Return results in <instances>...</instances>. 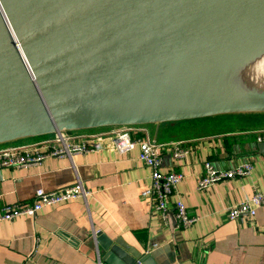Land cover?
I'll return each instance as SVG.
<instances>
[{
	"label": "water",
	"instance_id": "1",
	"mask_svg": "<svg viewBox=\"0 0 264 264\" xmlns=\"http://www.w3.org/2000/svg\"><path fill=\"white\" fill-rule=\"evenodd\" d=\"M263 49L264 0H0V144L264 112V92L209 88ZM96 242L102 264H155Z\"/></svg>",
	"mask_w": 264,
	"mask_h": 264
},
{
	"label": "crops",
	"instance_id": "2",
	"mask_svg": "<svg viewBox=\"0 0 264 264\" xmlns=\"http://www.w3.org/2000/svg\"><path fill=\"white\" fill-rule=\"evenodd\" d=\"M252 113L261 112H244L248 116L228 128L193 132L181 120L139 124L131 133L159 144L161 173L182 175L172 199L181 200L197 219L188 228L176 224L172 209L162 216L141 196L150 186V170L137 145L47 157L39 164L1 170L0 210L33 203L38 189L54 192L80 182L89 194L44 207L34 218L0 220V264H102L98 233L135 254H150L155 264H264V206L255 208L252 219L227 218L230 207L264 192V154L258 149L264 115ZM176 146L186 151L180 157L173 155ZM248 159L253 170L247 176L198 190L206 161L227 171Z\"/></svg>",
	"mask_w": 264,
	"mask_h": 264
},
{
	"label": "built area",
	"instance_id": "3",
	"mask_svg": "<svg viewBox=\"0 0 264 264\" xmlns=\"http://www.w3.org/2000/svg\"><path fill=\"white\" fill-rule=\"evenodd\" d=\"M139 125V124H136ZM136 125H114L109 130H59L46 136H35L36 140L23 144H0V171L9 168H21L41 163L47 157H62L74 153H86L114 149L119 151L137 145L140 153L139 158L150 170V186L141 192V196L148 198L154 212L167 216L173 210V217L176 224L181 228H188L196 222V218L190 217L184 203L172 199L177 184L182 180L178 173L160 172L162 156L159 144L150 137L133 138L131 133L137 130ZM92 129V128H91ZM264 141V136L258 138ZM185 149L176 146L173 155L180 157ZM253 170V162L248 159L234 166L227 171H217L213 168L211 161L204 163V172L198 180L199 191H206L215 183L228 179L247 176ZM89 192L78 182L74 186L63 188L54 192H45L38 189L34 194V202L29 205L15 204L4 206L0 210V220L11 221L21 216L34 218L39 210L60 202H67L76 199H86ZM264 206V192L255 193L250 199L245 200L227 210V218L231 221L243 217L252 219L255 216V208Z\"/></svg>",
	"mask_w": 264,
	"mask_h": 264
},
{
	"label": "bare ground",
	"instance_id": "4",
	"mask_svg": "<svg viewBox=\"0 0 264 264\" xmlns=\"http://www.w3.org/2000/svg\"><path fill=\"white\" fill-rule=\"evenodd\" d=\"M209 88L247 93L264 92V49L222 71L209 81Z\"/></svg>",
	"mask_w": 264,
	"mask_h": 264
},
{
	"label": "rangeland",
	"instance_id": "5",
	"mask_svg": "<svg viewBox=\"0 0 264 264\" xmlns=\"http://www.w3.org/2000/svg\"><path fill=\"white\" fill-rule=\"evenodd\" d=\"M244 115L246 114H243L242 112L240 113H226V114H219V115H215V116H210L211 118H214L213 120H207L205 117L203 118L202 121H198V125H194L192 130H196L194 132H198V131H209V130H213L215 128H228V127H231L232 125H234V123L237 121V120H240V117H243ZM202 119V118H201ZM222 120V121H221ZM204 121H216L214 123H208ZM218 121H221L219 123V125L217 124ZM197 123V122H196ZM109 127H114V126H104V127H98V128H92V129H89V130H99V129H105V128H109ZM86 130V129H84ZM48 135V134H47ZM46 135H42L40 137H44ZM1 146V145H0Z\"/></svg>",
	"mask_w": 264,
	"mask_h": 264
},
{
	"label": "trees",
	"instance_id": "6",
	"mask_svg": "<svg viewBox=\"0 0 264 264\" xmlns=\"http://www.w3.org/2000/svg\"><path fill=\"white\" fill-rule=\"evenodd\" d=\"M249 115H264V113H252V114H249ZM245 116V115H244ZM246 116H248L247 114H246ZM212 117V116H211ZM211 117H205L206 119L208 118H211ZM203 120V118L201 119V118H197V119H189V120H185V121H187V123L190 125L189 126V129L191 130V131H196V130H192V128H193V126L194 125H198V121L200 122V121H202ZM222 121V120H221ZM197 122V123H196ZM205 122V124H206V121H204ZM208 122V121H207ZM209 123V122H208ZM214 123V122H213ZM219 123L220 122H218L217 124L219 125ZM136 126H138V125H136ZM20 140V139H19ZM15 141H18V140H15Z\"/></svg>",
	"mask_w": 264,
	"mask_h": 264
}]
</instances>
